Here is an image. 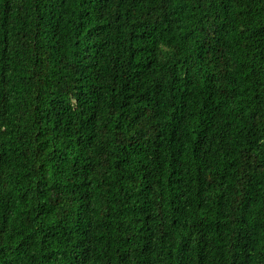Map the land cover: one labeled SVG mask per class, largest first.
I'll use <instances>...</instances> for the list:
<instances>
[{"label": "trees", "instance_id": "trees-1", "mask_svg": "<svg viewBox=\"0 0 264 264\" xmlns=\"http://www.w3.org/2000/svg\"><path fill=\"white\" fill-rule=\"evenodd\" d=\"M0 264H264V0H0Z\"/></svg>", "mask_w": 264, "mask_h": 264}]
</instances>
